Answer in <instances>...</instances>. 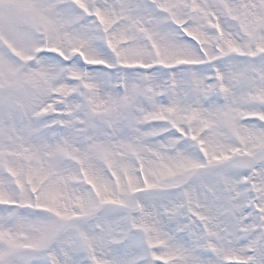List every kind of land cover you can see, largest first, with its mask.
Masks as SVG:
<instances>
[{"label": "snow or ice", "instance_id": "6c2138e0", "mask_svg": "<svg viewBox=\"0 0 264 264\" xmlns=\"http://www.w3.org/2000/svg\"><path fill=\"white\" fill-rule=\"evenodd\" d=\"M0 264H264V0H0Z\"/></svg>", "mask_w": 264, "mask_h": 264}]
</instances>
